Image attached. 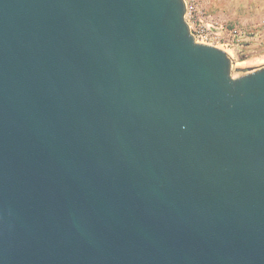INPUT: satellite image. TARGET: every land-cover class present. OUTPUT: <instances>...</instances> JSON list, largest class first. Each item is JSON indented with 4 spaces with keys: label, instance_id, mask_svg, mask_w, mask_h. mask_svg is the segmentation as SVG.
<instances>
[{
    "label": "water",
    "instance_id": "water-1",
    "mask_svg": "<svg viewBox=\"0 0 264 264\" xmlns=\"http://www.w3.org/2000/svg\"><path fill=\"white\" fill-rule=\"evenodd\" d=\"M184 14L0 0V264H264V65Z\"/></svg>",
    "mask_w": 264,
    "mask_h": 264
},
{
    "label": "rangeland",
    "instance_id": "rangeland-1",
    "mask_svg": "<svg viewBox=\"0 0 264 264\" xmlns=\"http://www.w3.org/2000/svg\"><path fill=\"white\" fill-rule=\"evenodd\" d=\"M191 34L201 24L217 32L219 42H197L223 50L237 77L264 65V0H183Z\"/></svg>",
    "mask_w": 264,
    "mask_h": 264
},
{
    "label": "built area",
    "instance_id": "built-area-1",
    "mask_svg": "<svg viewBox=\"0 0 264 264\" xmlns=\"http://www.w3.org/2000/svg\"><path fill=\"white\" fill-rule=\"evenodd\" d=\"M194 40H201L206 42H219L222 38L217 35V32L211 30L205 24H201L199 28L195 29V33L192 34Z\"/></svg>",
    "mask_w": 264,
    "mask_h": 264
}]
</instances>
